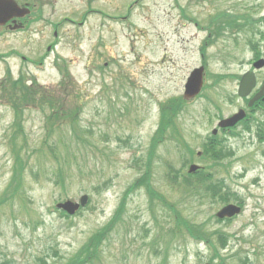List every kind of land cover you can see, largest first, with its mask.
<instances>
[{
	"label": "rangeland",
	"instance_id": "obj_1",
	"mask_svg": "<svg viewBox=\"0 0 264 264\" xmlns=\"http://www.w3.org/2000/svg\"><path fill=\"white\" fill-rule=\"evenodd\" d=\"M66 1L55 0L49 5L40 1L39 7L44 13L41 32H36L37 25L31 29V36L30 33L12 35L0 31V78L7 71L13 78L19 72L24 76L28 73L29 78L56 91L59 77L53 68L55 64H66L74 82V93L71 96L60 93L55 97L65 112L77 111L75 119L68 118L63 127L57 124L47 139L56 153V160L43 149L48 127L45 126L47 107L25 111L21 122L25 138H18L16 144L26 146L31 154L28 158L32 159L30 170L23 178L20 197L0 204V263L10 259L15 264H39L47 255V264H64L79 252L91 234L107 224L119 200L128 192L131 195L126 201L127 219L115 226V234L104 248L100 264H202L209 261L207 248L185 235L178 239L179 233L171 238L173 241L165 255L164 240L156 243L157 250L148 251L154 232L159 233L161 227L168 229L173 221L165 209L154 207L151 212L153 202L144 189L130 188H136L134 182L145 172L143 163L159 125V105L169 99H182L190 72L203 65L202 92L188 101L173 119L178 136L174 137L168 130L165 134L168 139L157 146L155 159L150 163L149 183L166 202L177 199L179 202L185 197V194L180 196L178 187L167 179L175 170L183 176L188 169V165L184 168L187 161L181 160L186 153L183 147L175 145L174 138L183 135L195 154L202 153L203 141L211 135L220 118L238 109L246 110L245 102L237 98L236 85L241 74L250 69V47L246 38L236 47L227 39L230 49L225 50V43L219 40L202 52L210 17L222 11L246 13L248 9L257 18L262 17L264 1L178 0L175 5L172 0L139 3L135 0H96V11L102 15L93 13L82 25H79L80 19H75L78 20L74 21L75 26L64 22L62 29L54 30V24L70 12L78 13L88 8L85 0H73L71 4ZM183 10L187 18L193 14L194 20H185L187 28L180 27L184 25L180 21L183 18L179 17ZM109 16L111 21L107 19ZM125 16L128 17L123 19ZM220 24L217 21L216 27ZM53 40L57 46L49 59L43 61L46 67L43 73L33 65L39 59L28 60L23 69L19 68L17 58H8L10 49H17L29 58L38 57L40 52H45V43ZM261 51L264 55V50ZM259 74V79L263 80L264 70ZM113 104L123 117L113 113ZM209 108L210 116L206 111ZM255 118L257 124L251 125L250 134L242 129H237L234 137L218 134L232 152L224 163L226 171L223 169L222 173L227 174L220 175L225 183L221 194L229 198L225 204L243 205L241 216L222 225L211 222L214 228L234 236L228 239L233 249L228 248L223 256L241 252L226 264H240L238 259L245 258L250 264H264V117L256 115ZM12 122L10 109L0 105V188L5 186L13 162L8 138ZM71 126L87 140V146L81 142L77 144V139L71 135L74 130ZM68 150L71 161L64 166ZM195 159L196 156L192 164L203 169L211 165L209 158ZM139 160L141 163H137ZM60 164L64 168L62 175H58ZM167 164L175 170L169 167L168 173ZM81 195L88 196V204L70 219H63L58 213L49 214L54 204L67 200L78 202ZM203 203V207L194 211L182 209L184 217L195 222L211 220L222 206L217 203L210 207L211 197ZM190 204L196 205L194 201ZM181 206L177 208L180 210ZM145 231H148L146 235ZM125 233L135 239L132 244L131 241L124 244L126 249L132 247L130 250L134 253L126 254L127 260H106L105 256H114L121 249L120 239ZM144 244H147V253Z\"/></svg>",
	"mask_w": 264,
	"mask_h": 264
},
{
	"label": "trees",
	"instance_id": "obj_2",
	"mask_svg": "<svg viewBox=\"0 0 264 264\" xmlns=\"http://www.w3.org/2000/svg\"><path fill=\"white\" fill-rule=\"evenodd\" d=\"M240 20L242 21L241 28L248 27L251 24L250 16H242L240 17ZM248 40L250 41V39ZM30 82L31 84L28 86L27 82H24L22 78L14 81L9 74H7L4 78L0 80V105H5L14 113L13 122L9 127L11 130V134L10 137H8L11 146V151L13 153V162L10 168L11 177L9 178V182L6 185L2 195L0 196V204H2V202L6 203L8 200L14 199L16 197L19 198L23 190V172L26 169V160L28 159V156L31 157V154L27 152L26 146L18 147L16 141L18 138H22L23 140L25 138L24 130L21 124L25 110L28 108L45 109V107H47L48 113L47 115H45V126L48 127L45 131V140L43 141V145L46 146H44L43 149L46 153L50 154V157H52L54 160L57 159L56 153L54 152L51 145L47 144V139L50 138V135L52 134L54 127L56 128L57 124H59L60 127H63L65 125V121L68 118L75 119L74 116L77 113V111L76 113H73L71 110L65 112L63 106L60 105L58 98L55 97L58 96L60 93H64V95L68 94L67 96L73 95L74 82L70 79L68 75L62 76V80L56 84V91H51V87L49 86L39 85L35 80L31 79ZM69 89L70 91H68ZM185 105L186 104L184 102L176 98L169 99L167 102L160 104V125L159 130L156 133V136L153 141L155 145H152L151 150H154L157 147V140L158 143L162 140H165V133H169L170 131V133L174 137L175 134H178L176 130V122H174L173 119H176L179 116V114L183 111ZM112 109L114 110V114H121L117 113L118 108L115 104L112 105ZM71 127L72 129H74L73 126ZM79 134L80 133H78L75 129L72 131L71 134L74 138L77 139V144L78 142L83 143V145L88 144L87 140H85ZM77 144L76 147L78 146ZM22 147L24 148L23 153H21ZM68 151L69 152L68 154H66V157L68 160H70L71 152L70 150ZM154 152L155 150L149 152V159ZM205 152L206 155L204 156L209 157L211 165L208 166V171L205 170V172H200L198 176H194V183L190 181L192 176L188 174L187 176H181L178 172H175L176 177H182V183L176 181V186L181 191L180 196L181 194H185V197H183L181 201H179L180 203H175L176 207L180 204L186 205L188 203V200H194L195 202L203 203L205 199H208L210 197H217L219 195L218 193L220 192V190H222L223 185L220 179L218 180V170L215 168H220L219 162L222 161V158L225 156L228 157L231 154L228 153V151H226V149L222 145L220 146L216 144L214 147L205 148ZM67 159L63 160L64 166L68 165ZM141 161L142 160H139L137 161V163H141ZM145 166L146 162L144 161L143 167ZM61 167L58 170V175H62V172L64 171L62 170L63 167ZM149 171L150 161L148 162L144 173L146 175H149ZM137 185L144 186L146 189L152 188L146 182V180H143V182L141 180L140 183H138ZM165 205H169L170 211H172V213L174 212V214L176 215L177 228L180 224H185V229L193 238L203 240L207 243L210 242L211 235L204 233L201 230V227L186 225V223L180 217L182 216V213L180 212L181 210L179 211V209L177 208L174 209V205H170L167 203H165Z\"/></svg>",
	"mask_w": 264,
	"mask_h": 264
},
{
	"label": "water",
	"instance_id": "obj_3",
	"mask_svg": "<svg viewBox=\"0 0 264 264\" xmlns=\"http://www.w3.org/2000/svg\"><path fill=\"white\" fill-rule=\"evenodd\" d=\"M18 9V6L12 1V0H0V24L5 23L8 19H10L13 15V12H16ZM255 68L259 69L264 66V61H259L256 63ZM202 76H203V69H196L194 70L191 75L187 79V84L185 85V93H184V99L188 100L193 98L200 90V87L202 86ZM255 84V77L252 72H249L245 74L242 77V80L240 82V89H239V96L246 97V95L250 94L251 89L254 87ZM264 93V86L261 90V92L253 98V100L250 102V105L258 100L260 97H262V94ZM243 113L240 112L239 114L233 116V118H230L229 120H226L225 122L220 124V127L224 126H233L238 120H240L243 116ZM196 167L192 166L190 168V172H193ZM86 202V197H82L80 199V205H84ZM78 204H73L71 202H66L63 205H59L60 208L65 209L69 213L73 214L75 210L78 209ZM238 212V209L234 208L233 206H228L225 209H222L220 213H218V217H224V216H232L235 213Z\"/></svg>",
	"mask_w": 264,
	"mask_h": 264
},
{
	"label": "flooded vegetation",
	"instance_id": "obj_4",
	"mask_svg": "<svg viewBox=\"0 0 264 264\" xmlns=\"http://www.w3.org/2000/svg\"><path fill=\"white\" fill-rule=\"evenodd\" d=\"M40 1L41 0H16V2L20 5H23V6H27L30 10V13L33 12L34 10V7L38 4H40ZM45 4H48L50 3L51 1L55 2V0H43ZM87 1L90 5H94L96 3V0H85ZM67 2H73V0H68ZM37 16L38 14L36 15V19L34 18V16H31V14H28L27 16H25L24 18H21V19H13L11 20L8 24H6L3 28H0V29H3V30H9V31H12L14 30L13 28H16V30L14 31H17V32H22V34H26L28 32V27L31 23V20H37ZM24 60V58H22Z\"/></svg>",
	"mask_w": 264,
	"mask_h": 264
}]
</instances>
